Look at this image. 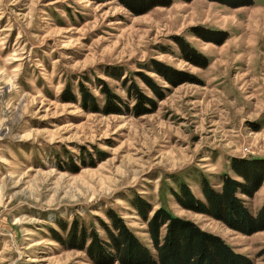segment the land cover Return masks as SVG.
Masks as SVG:
<instances>
[{"label":"rangeland","instance_id":"rangeland-1","mask_svg":"<svg viewBox=\"0 0 264 264\" xmlns=\"http://www.w3.org/2000/svg\"><path fill=\"white\" fill-rule=\"evenodd\" d=\"M235 156L264 157V0H0V264H100L63 238L75 221L105 239L111 212L149 245L135 198L264 264V229L175 196ZM259 186L237 193L253 211Z\"/></svg>","mask_w":264,"mask_h":264},{"label":"trees","instance_id":"trees-1","mask_svg":"<svg viewBox=\"0 0 264 264\" xmlns=\"http://www.w3.org/2000/svg\"><path fill=\"white\" fill-rule=\"evenodd\" d=\"M129 8L143 11L170 0H121ZM230 6L250 4L252 0H218ZM235 176L226 172L218 176L219 185L212 186L201 178V197L179 184L176 199L181 206L207 214L226 226L242 233L264 229V197L253 211L237 193L251 196L264 181V157H232L230 162ZM263 179V180H262ZM262 181V182H261ZM259 186V188L261 187ZM136 200V202H135ZM134 206L146 222L149 245L140 241L123 223L109 213L112 228L103 224L106 238H100L95 230L77 228L72 221L64 235L70 245L82 246L88 238L86 249L100 264L117 260L122 264H252L251 258L236 251L220 235L201 228L193 220L172 214L162 207L155 208L147 216V204L135 198ZM60 240L61 238L58 237Z\"/></svg>","mask_w":264,"mask_h":264},{"label":"bare ground","instance_id":"bare-ground-1","mask_svg":"<svg viewBox=\"0 0 264 264\" xmlns=\"http://www.w3.org/2000/svg\"><path fill=\"white\" fill-rule=\"evenodd\" d=\"M263 63V62H262Z\"/></svg>","mask_w":264,"mask_h":264}]
</instances>
